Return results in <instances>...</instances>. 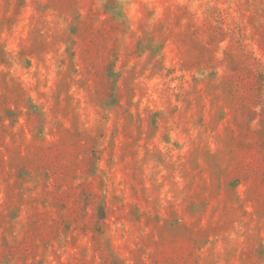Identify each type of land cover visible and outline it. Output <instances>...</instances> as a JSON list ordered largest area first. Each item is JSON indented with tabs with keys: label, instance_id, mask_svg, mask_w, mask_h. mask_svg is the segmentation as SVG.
Returning <instances> with one entry per match:
<instances>
[{
	"label": "rangeland",
	"instance_id": "obj_1",
	"mask_svg": "<svg viewBox=\"0 0 264 264\" xmlns=\"http://www.w3.org/2000/svg\"><path fill=\"white\" fill-rule=\"evenodd\" d=\"M0 264H264V0H0Z\"/></svg>",
	"mask_w": 264,
	"mask_h": 264
}]
</instances>
